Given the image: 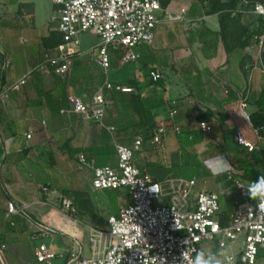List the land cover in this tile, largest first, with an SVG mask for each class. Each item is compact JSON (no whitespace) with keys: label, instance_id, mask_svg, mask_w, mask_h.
<instances>
[{"label":"crops","instance_id":"1","mask_svg":"<svg viewBox=\"0 0 264 264\" xmlns=\"http://www.w3.org/2000/svg\"><path fill=\"white\" fill-rule=\"evenodd\" d=\"M240 4L241 0L236 6L212 12L211 0H162L164 11L155 28L154 41L134 47L137 60L124 62L111 53V67L106 74L94 55L98 45L90 43L91 39L97 40L96 35L85 32L73 57L71 74H55L53 81L52 67L37 68L56 46L47 48L45 42L57 30L53 20L56 7L50 0H0V51L6 53L7 68L12 69L3 87L34 70L20 90L10 92L35 91L30 96H9L5 103L0 100V264H43L36 258V249L46 243L44 238H49L36 237L22 214L8 218L9 202L25 207L35 220L58 226L60 231L46 243L56 253L52 264L68 263L73 238H79L84 247V237L87 234L90 238L92 228L106 229L96 225L98 215L89 191L96 195L95 204L100 206V201L106 208L107 191L126 194L127 199L119 201L118 211L131 199L125 189L95 190L93 170L80 169L79 156L85 155L96 166H115V142L133 145L137 137H142L143 143L135 152V161L144 173L162 182L166 192L172 183L196 177L197 190L218 194L220 216L229 222L243 201L228 199L222 204L221 197L232 196L235 191L241 196L249 195L243 183L234 179V174L243 176L246 171L234 163L240 158L254 159L257 154L264 157V129L260 131L250 120L251 114L261 112L264 106V65L251 47L259 34L251 25L259 16L248 9L237 12ZM23 31L30 34V46L21 70L19 52L24 43L19 35ZM247 36L251 39L242 47ZM42 47L47 48L43 54ZM152 70L159 71L162 78L154 81ZM106 78L135 90H106L109 102L104 125L78 113L61 112L71 108L69 94L90 103ZM240 96L246 97L244 109ZM172 108L177 109L174 117L170 114ZM201 122H208L212 129L204 132ZM111 126L115 131L109 129ZM176 126L181 132L175 130ZM159 128L164 131L161 139L154 142ZM239 131L256 144L253 151L236 142ZM28 134L32 137L28 138ZM194 167L197 170L192 173ZM198 172L204 176L200 181ZM69 174L76 206L72 215L50 205L62 192L71 190L66 181ZM231 182L237 185L236 190L231 188ZM237 182L247 195L241 193ZM43 185L49 187L46 200L40 191ZM63 196L70 197L67 193ZM107 210L108 217L115 215ZM57 239L62 245L58 249ZM242 246L239 240L221 251L215 241L202 244L204 252L219 264H234L226 257L237 254Z\"/></svg>","mask_w":264,"mask_h":264},{"label":"built area","instance_id":"2","mask_svg":"<svg viewBox=\"0 0 264 264\" xmlns=\"http://www.w3.org/2000/svg\"><path fill=\"white\" fill-rule=\"evenodd\" d=\"M56 7L53 20L62 41L49 50L38 70L52 67L55 74L66 77L74 66V55L78 52L80 37L85 32L99 36L98 64L107 74L111 67V49L119 51L124 62L138 59L134 47L141 43L152 44L155 28L164 11L162 0H50ZM248 11L264 18V3L241 0L237 12ZM182 18V17H181ZM264 43V35H256ZM9 67L6 62L5 68ZM34 70L28 71L6 88V92L18 91L27 82ZM150 75L154 81L162 78L157 70ZM106 90L133 92L132 86L115 84L106 78L104 84L93 95L90 103L69 94V110L85 118L104 125L108 99ZM9 96H0L5 103ZM240 104L247 106L245 96H240ZM176 108L170 110L174 117ZM248 118L249 116L245 114ZM204 132L212 129L208 122H201ZM115 131V126L109 128ZM175 130L181 132L180 126ZM164 129L154 133V142L161 139ZM28 138L32 134L27 135ZM238 144L253 151L256 144L246 138L242 131L235 135ZM143 143L137 137L133 145L115 142L118 163L116 166H96L85 155L79 156V168H92V186L95 190L125 189L131 202L121 206L119 215L108 217L109 228L90 230L91 254L84 253L82 241L75 237L67 264H202L203 258L212 264L202 243L217 241L221 251L242 240L243 246L237 254L226 257L234 264H257L260 249H264V188L256 204L239 203L227 224L222 223L221 206L217 193L197 190V178L186 179L181 183H172L166 192L162 182L150 174L144 173L135 161V152ZM243 195L245 188L237 182ZM47 193L49 187L42 186ZM155 199L159 203L155 204ZM65 211L76 212L72 199L61 196ZM22 214L34 229L36 237H55L60 231L52 222L33 219L25 207L8 203L7 217ZM14 225V222L12 221ZM56 253L46 243H40L36 249V258L43 264H52ZM217 264H219L217 262Z\"/></svg>","mask_w":264,"mask_h":264},{"label":"rangeland","instance_id":"3","mask_svg":"<svg viewBox=\"0 0 264 264\" xmlns=\"http://www.w3.org/2000/svg\"><path fill=\"white\" fill-rule=\"evenodd\" d=\"M251 26H252L251 28L253 30H255L256 33H259L257 35H261V34L264 35V18L263 17H261V16L256 17V19L253 20ZM19 36H23L22 39H23V43H24V44H22L24 49L22 50V52H19L20 60L18 63L20 66V69L22 70L23 66L25 67V65H26L25 58L29 57V46L30 45H28V44H30V34L27 31H23L22 33H20ZM95 38L97 40L92 41V39H91V42H90V43H92V45L94 47L96 45H98L97 41L100 40L99 36H96ZM49 39L50 40L46 43L47 48H51L52 44L57 39H60V35L58 34V31L54 29L51 32ZM46 47L41 48L42 54L47 49ZM251 47H252V50L256 51L255 52L257 54L256 57H258V59H260L264 65V43L261 44L260 39H256V37H254V42H253V45ZM111 53H113V55H117L118 58L120 59L119 51L111 49ZM94 55H95L96 59L99 58V47L95 48ZM40 57H39V60H40ZM6 62H9L7 55H6V53H4L1 50L0 51V81H1L0 82V96H14V95L15 96H30V93H32V92H33L32 94H35L34 90L32 92L31 91L27 92L25 90H21L20 92H6V88L3 87L4 79H5L6 75L9 74V71L12 70L11 67L5 68ZM122 63L124 64V62H122ZM51 79H53V81L56 80L55 73H53L51 75ZM9 81H11V80H9ZM234 165L237 168L240 167L241 169H244V171H246V174L243 176H239V175L234 174V179H238L239 181H241L243 183V186L248 190L249 195L248 196H241V195H239V193H237V191H235V193H232L233 194L232 196L223 195L221 197L222 204H224L226 202V200H228V199L230 202H233L234 199H237V198H242V201L244 203H247V204H256L258 202L260 196L262 195L263 188H264V186H263L264 185L263 184L264 183V157L260 156V154H257V156L254 159L240 158L237 160V163H234ZM196 170H197V167H194L193 170L191 169L190 171H192V173H195ZM77 172H80V170L77 169ZM186 175L188 177L189 174H186ZM197 175H198L197 177L199 178V181L204 177L203 174L199 173V172L197 173ZM72 179L73 178L70 174H69V177L66 179L67 183H69V185H71L70 186L71 190H69L67 192H62L58 197L54 198L55 203H50V205L56 207L57 210H59L60 212H65L68 215H72V212H70V211L68 212V211H65L63 209V205L61 202V196H63L64 194L67 193V195L70 196L72 200H75L74 199V193H73L74 189L72 188L73 187L72 186ZM230 186L234 190H236V188H237L236 187L237 185L235 184V182H231ZM40 191L42 192V199L46 200L48 195L45 194V192L42 190V186H40ZM88 194H89V196H91L93 201L96 203L97 202V200L95 198L96 195L91 191H89ZM119 194L121 197H118ZM107 198H108L107 208L104 207L105 204L101 203L100 201H99L100 206H98V203H97V205L94 203V207H95L94 210H95L96 214L98 215V223L96 225L104 227L106 229L109 228L108 213H110V212H107L108 211L107 209H109L110 211L115 213V215H119V211H118L119 201H121L120 199L125 200V199H127V197H126V194H124V193H116L114 191L109 190V191H107ZM158 203H159V199H155V204H158ZM50 240H51L50 237L44 238V241L46 243H50ZM215 243H217V241H215ZM61 247H62L61 241L57 239L55 241V248L58 249ZM84 248H85V254L89 255L90 249H91V241H90L89 235H87V234L84 237ZM202 250L205 251L203 249V247H202ZM260 251H261V253L259 255V262L257 264H259L260 261H264V249H260Z\"/></svg>","mask_w":264,"mask_h":264},{"label":"trees","instance_id":"4","mask_svg":"<svg viewBox=\"0 0 264 264\" xmlns=\"http://www.w3.org/2000/svg\"><path fill=\"white\" fill-rule=\"evenodd\" d=\"M238 1H239V0H235V1H234L233 3H231V4H225V3H222L221 0H211V5H212L211 11H212V12H217V11L222 10V9H225V8H230V7L236 6L237 3H238ZM249 1H250V2H256V1H258V2L264 3V0H249ZM164 4H165V3H164ZM59 35H60V34H59ZM250 39H251V36H247L246 39H245V41H243V42L241 43V46H242V47L247 46L248 43H249V41H250ZM49 40H50V39L48 38V39L45 40V42L47 43ZM61 41H62V39H61V36H60V39H57V40L52 44V46H55V45L59 44ZM262 106H263V105H262ZM261 110H262V111L256 113V115H255V114H251V116H250V120H251L252 124H253L254 126H256V127L258 126L259 129H260V131H262V130L264 129V106L262 107ZM114 190H115V189H114ZM222 217H223V215H222ZM222 223H223V224H227V223H228V222H227V219L223 217V218H222ZM260 253H261V251L259 252V255H260Z\"/></svg>","mask_w":264,"mask_h":264},{"label":"clouds","instance_id":"5","mask_svg":"<svg viewBox=\"0 0 264 264\" xmlns=\"http://www.w3.org/2000/svg\"><path fill=\"white\" fill-rule=\"evenodd\" d=\"M224 167L226 168L227 167V165L226 164H224ZM223 254V253H222ZM202 264H209V262H208V260L207 259H204L203 258V262H202ZM212 264H217V262L216 261H212Z\"/></svg>","mask_w":264,"mask_h":264},{"label":"water","instance_id":"6","mask_svg":"<svg viewBox=\"0 0 264 264\" xmlns=\"http://www.w3.org/2000/svg\"><path fill=\"white\" fill-rule=\"evenodd\" d=\"M222 3H225V4H231L233 3L235 0H221Z\"/></svg>","mask_w":264,"mask_h":264}]
</instances>
